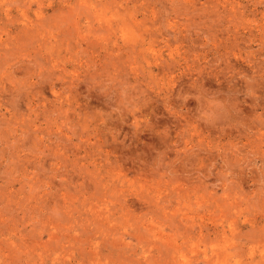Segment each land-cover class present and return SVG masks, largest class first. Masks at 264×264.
Masks as SVG:
<instances>
[{
	"label": "rangeland",
	"instance_id": "rangeland-1",
	"mask_svg": "<svg viewBox=\"0 0 264 264\" xmlns=\"http://www.w3.org/2000/svg\"><path fill=\"white\" fill-rule=\"evenodd\" d=\"M0 264H264V0H0Z\"/></svg>",
	"mask_w": 264,
	"mask_h": 264
}]
</instances>
